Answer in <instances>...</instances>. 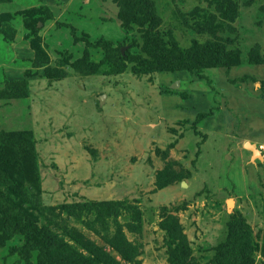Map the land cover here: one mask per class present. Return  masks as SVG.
<instances>
[{
  "label": "rangeland",
  "instance_id": "1",
  "mask_svg": "<svg viewBox=\"0 0 264 264\" xmlns=\"http://www.w3.org/2000/svg\"><path fill=\"white\" fill-rule=\"evenodd\" d=\"M259 144L264 0H0V264H264Z\"/></svg>",
  "mask_w": 264,
  "mask_h": 264
},
{
  "label": "trees",
  "instance_id": "2",
  "mask_svg": "<svg viewBox=\"0 0 264 264\" xmlns=\"http://www.w3.org/2000/svg\"><path fill=\"white\" fill-rule=\"evenodd\" d=\"M143 2H144V4H147V5L151 4V0H143ZM155 51L161 57H168L167 52H166L165 49H155ZM115 57H116V59H119L120 61L122 60V56H121V51L120 50H117V52L115 53ZM203 116H204L203 112L198 114V117H200V118H202ZM0 202H1V198H0ZM2 204L3 205L0 206L1 209H3V212L8 214L9 213V211H8L9 207H11L12 204H8L6 200H2ZM166 228L169 229L170 225L166 226ZM123 237H124L123 234L120 233V231L119 232L117 231L116 237H115V242L116 243L115 242H112V243L118 250H120L122 253H124V255H126L128 257V255H130V253L132 251V247L124 240ZM95 250L97 251V249H95ZM90 251H93V248ZM106 263L109 264V261H107Z\"/></svg>",
  "mask_w": 264,
  "mask_h": 264
},
{
  "label": "water",
  "instance_id": "3",
  "mask_svg": "<svg viewBox=\"0 0 264 264\" xmlns=\"http://www.w3.org/2000/svg\"><path fill=\"white\" fill-rule=\"evenodd\" d=\"M246 144H249V146L246 145ZM245 145H246L247 147L251 148V150H253V152H256L257 149L255 148V146H254L253 144H250V143L246 142ZM251 146H252V147H251Z\"/></svg>",
  "mask_w": 264,
  "mask_h": 264
},
{
  "label": "built area",
  "instance_id": "4",
  "mask_svg": "<svg viewBox=\"0 0 264 264\" xmlns=\"http://www.w3.org/2000/svg\"><path fill=\"white\" fill-rule=\"evenodd\" d=\"M258 148H259V149H263V148H264V144H259V145H258Z\"/></svg>",
  "mask_w": 264,
  "mask_h": 264
},
{
  "label": "bare ground",
  "instance_id": "5",
  "mask_svg": "<svg viewBox=\"0 0 264 264\" xmlns=\"http://www.w3.org/2000/svg\"><path fill=\"white\" fill-rule=\"evenodd\" d=\"M246 145H248L249 146V144H246ZM252 147V146H251ZM257 155V154H256ZM185 185V183L183 182V186ZM230 203H231V201H230Z\"/></svg>",
  "mask_w": 264,
  "mask_h": 264
}]
</instances>
